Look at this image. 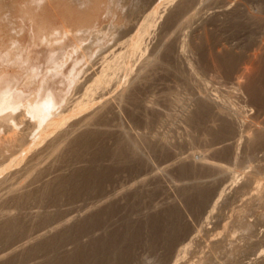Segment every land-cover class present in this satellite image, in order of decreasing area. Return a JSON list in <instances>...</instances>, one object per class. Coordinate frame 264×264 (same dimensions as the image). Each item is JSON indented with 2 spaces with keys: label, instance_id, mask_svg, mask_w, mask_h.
Here are the masks:
<instances>
[{
  "label": "rangeland",
  "instance_id": "1",
  "mask_svg": "<svg viewBox=\"0 0 264 264\" xmlns=\"http://www.w3.org/2000/svg\"><path fill=\"white\" fill-rule=\"evenodd\" d=\"M34 1H36V2H33V5L35 6L32 5L31 6L32 8L31 7L28 8L29 5L27 3V0H0V18H1L0 20H2L0 21L1 23L0 24V32H1L0 33V41H1L0 42V96L3 95L5 98H7V102L5 103L7 107L8 105L9 107L11 106L16 107L18 105H23L24 107L23 106L18 107L20 110H28L29 108H31L29 109L30 111H33V110L35 111V109L36 111L37 109L38 111H43V109L46 111L48 109L50 110V108L53 109L55 107L59 109L62 105L61 103L65 99H67L68 97H72V95L75 94V91L72 90V87H74V84H75L74 82L76 81V78L79 77L80 71L82 70V68H84L87 62L90 61L93 57L94 58L97 57L98 54H100L99 52L102 53L105 49H107V47L109 48V46L111 47L117 41H121L123 39L122 37L124 34L122 32H124V30L129 28V25L131 24V21L133 20L129 18L128 15H130V13L129 11H127V9L130 7L131 2L129 3V0L128 1L127 0H34ZM180 1L177 0V2H180ZM237 2H241V1L237 0ZM206 3L202 4V6L204 5L203 8L205 9L203 11L204 13L208 12L210 9H213L216 6H219L220 4V2H217L216 0H208L206 1ZM142 6L141 8H143ZM172 7L173 5L170 8L168 7V10L164 14L165 15V17H163L164 19L162 18L160 20V23L158 24L159 29L161 26H163L161 30H163L164 38H167V39H163V41L160 42V45H159V39H158L159 37L158 38L156 37L159 35L158 33H161V30H159L158 27L155 29L156 30L155 36L151 43L152 44L151 46L155 45L156 43L158 47L160 46L159 50L165 47H170V46L176 47L175 46L176 43L174 44L172 41L176 42L177 36L175 35V38H172V37H174L173 34H178V33H174V32H177L174 30H177L176 28L179 26H182L183 24V23L177 24L181 22L180 17L183 19L182 16L175 17L176 19L179 18L178 22L176 21V19L173 18V16H171L172 10H173ZM37 9L41 10L40 16H41V19H43L44 21L43 28H45L44 34H40L39 39L37 36L36 27L33 31L34 33H31L33 29L31 28L32 24H36L39 21V19L37 18L38 12H36ZM249 10L251 9L249 8ZM135 14L136 13H134L133 15L135 16ZM134 16H132V13H131L130 17L134 18ZM243 17L244 18L240 16L235 21H230V20L223 21L222 24L221 22L220 23L219 22L210 23L211 26L208 25L207 27L208 29H205V32L203 33L201 32L202 34L209 32L211 41H209L208 44L206 43L205 45H203L204 47L202 46L201 50H205V51H201L202 63L200 61L198 64V67L200 64H202V68L199 67L200 69H203L200 71L202 73L201 75H204L210 79H216L219 82L223 78L221 80V83L222 82L227 83V81H229V78H228L229 76L224 72H226L225 68L227 67L229 68L231 66L228 65L226 67H223L224 68L223 69L221 66L220 67L216 66L217 64L213 66L212 64H210L211 63L210 61L213 60L211 59V57L213 58V55H216V51H218V48L220 46L224 47V45H225L224 48H226L230 52V53L228 52V54L231 57L232 56L236 57V59L232 57L233 60H237L238 59L237 57H239L240 61L243 58L242 61L244 60L249 63V65L247 64L248 67L246 64L241 65V67L242 68L246 67L248 69V71L245 72L246 74L245 76H247L248 80L250 79L249 87L254 89L256 95L258 96V98L256 96L257 99L255 98L254 100L253 98L244 95V97L246 98L247 107H245L243 111L247 112V113L246 112L244 113V116L246 115L245 117V120L247 121L246 124L247 126L250 127L251 125L253 126V124H256L257 122L258 123L264 122L263 120L264 119V115H263V110H264V13L261 16V18L263 19H259L258 21H256L257 24L255 22L253 23L252 21H249L245 15ZM165 21L168 23H166ZM2 24L4 25L2 26ZM220 25H223V26H220ZM178 30H180V27ZM97 32H98V35H95L97 34ZM166 43H168V45ZM169 43L171 44L169 45ZM163 44H165V46ZM221 47L219 48V50L221 49ZM117 48L118 47H116V49ZM162 50H160L161 53H162ZM158 51H157V54L160 53ZM216 70H219V71L217 72ZM210 71L211 72L214 71L215 73H219V74H215L214 72L210 74ZM205 72L207 73L209 72V74ZM214 74L218 77H215ZM219 77L220 78L222 77V78L220 79ZM211 83L212 85L214 84L213 81ZM229 83H231V80L229 81ZM169 86L170 87L172 86L171 87L172 89L175 88L173 83L171 82H169ZM159 89L162 90V87L159 86ZM159 89L158 91L160 92ZM176 90H178V99H175V102L172 107H169L165 102H161V101L159 102L162 104L159 105L160 103L158 102V106L156 107L155 117L153 118L151 117L152 124L150 126L149 125L147 126L150 128V131L146 130L148 128L147 127L145 128V125L142 123V121L139 123L140 127L139 125H137V129H140L142 127V129L140 130L142 131L144 129L142 132L146 130L147 132L146 131L145 132L147 134H150L151 132H152L151 135L161 133V136L162 135L164 137L168 136L170 138H173L176 141H182L180 145L181 148L180 146L178 147L179 149L177 150L178 151L177 154H174V153L168 154L167 152H165L166 154L165 155L164 152L162 151L154 150L153 152L152 150H149V155L154 154L155 156L154 157L151 155L152 158L151 156H149L151 159L150 160L151 162H149L151 163L150 166H148L149 164L147 165V164L139 163V162L129 163L126 161L122 163L117 160L118 161L117 163L119 164L113 167L115 168L114 170L113 168H110V167H107L108 169L105 168L106 165L108 164L103 163L104 165L102 169H104L103 171H106L107 173L106 175L108 176V178H106L107 176L106 177L103 176V174H101L103 177L101 175H98V176L94 175L95 171L89 168L81 169L71 174L73 175L71 180H73L75 177L80 178V181H78L80 185H84V182L92 183L93 180H95V182H93L94 184L92 183V185H95V187L98 188L97 192L99 191L100 192L99 193L94 192V194H92L93 192L90 191L91 193H88V195L91 196L90 198H87L88 195L86 194L87 192H85L83 195L81 194L79 198H76L75 201H71L70 197L73 194L72 189L74 187V184L67 187V189H71L72 187L71 190H65V192L63 191V193L62 191H60L61 193V194L59 193L60 195H58V193L56 192L55 194L50 195V196H47L46 194V195H43L42 197L40 193H38L39 196L38 195L36 196L37 192L33 190L34 192L33 194L35 196H31L30 198H33V197L35 198V199H32V202L34 201L35 204L31 203L29 199L28 200L29 204L26 203L25 205V212H28L30 210L40 211L41 209V211L44 210L43 212L46 211L47 214H49L50 212L51 215L49 214V216H47L46 218L44 217L42 219L38 218L35 221L36 224L33 220L31 223L36 225V227L34 225H31L30 220L28 219H27L28 223L27 221L20 222L18 225V228L15 230V233H13L14 235H12L14 236L13 237L14 239L17 236L16 239L14 240L12 238L13 242L12 240H8V243L12 242L11 244L13 243L19 244L18 238L22 239L21 238L23 237L22 235H24L27 231L30 232L31 230L32 232L34 230L35 232L33 231L32 236L28 234L29 232L26 233L25 235L27 237L24 236L23 238L26 241L27 239L29 240V238H32L37 233V231L45 230L46 229L45 226L46 227L49 226L50 228V226L53 227V226L58 225L59 223L62 222V219L63 220L66 219L64 216L67 217V212L69 210L74 209V208L77 209L76 207H80L81 205L80 209L82 208L83 210L81 213L82 218L81 216L80 218L82 220L78 218V220L74 222L75 224L71 228V230H69L70 229L69 227L68 230L70 232H65V231L63 232V235H66L67 233L68 237H67V240L60 243L61 245H58V246L56 245V248L57 247L59 248L57 251V258H55L54 260H57L58 262L53 260L54 261V262L52 261L53 264L55 263L56 264L57 263L58 264H143V262L144 264H171V262L175 261L176 257H174V255H176L177 250L182 246V244H184V242L186 243V241H189L187 234L191 232V230H193L192 227H196L195 229H197V227L200 225L199 224L200 221H198L195 218L193 219V216L195 217L196 215L195 214L197 212L196 210H198V207L196 206V202H187L184 197L183 198L178 197L179 190L176 189L179 183L181 184L183 183V181L185 182V180L186 182H188L187 180H190L194 173L195 175L199 174L198 171H196L197 173L194 172L195 171L194 168H189V166L187 167L185 163L187 162V159H186L187 157H185V155L188 154V152L190 153L191 151H196V150H201V152L205 150L207 152V150H209L210 148H213L215 144L221 143V141L228 143L227 139L230 138L229 135L227 134L228 137H225L222 139L220 138L219 133L215 134L214 139L208 136L209 131L207 129V126H203V124L204 123L206 124V122H203V123L201 122L202 123L201 132L203 131L201 133V136L199 133L198 134L194 133L192 130L190 132L189 131L190 129L188 130L183 129V126L179 124L178 122L179 120L178 118L176 119L175 115L178 114L181 109L186 107L185 106L187 104L186 98L188 97L187 94H189L190 91L189 90L181 91L180 88L177 89V87H176ZM176 90L173 89V92L176 93ZM96 94L94 96L98 97L101 93L97 92ZM8 95L9 97H7ZM4 97H1V99L3 98L2 99L3 101H5ZM97 97L94 98V100H97L95 101L97 103H99L101 99L106 98V97L101 98L102 94L98 98ZM30 102H32V104H30V107H29L28 103ZM25 103H27L26 104L27 106H25ZM51 104H53L52 107H51ZM42 105L44 107H42ZM241 106H244V104H242ZM170 108H171V111H169ZM177 108L179 110H177ZM259 108L261 109L259 110L260 113H257ZM167 111L172 112L169 116L170 118L167 116L168 115L167 113H169ZM161 113H163L164 115H162ZM155 123L157 125H155ZM22 126L24 127V124ZM21 127H19V129ZM14 132H16V130ZM6 133H8L7 135L12 134L10 132H6ZM194 134L195 136L190 137L191 135H194ZM198 136L201 139H198ZM219 138L221 141L219 140ZM107 142H109L108 137L106 135L105 136L102 135L101 138L98 139L97 142H94V144L88 145L87 148L86 147L82 148L81 154L78 155L77 159L82 161L88 157L87 159L89 161L91 159H93V161L96 159L98 161L100 159L101 161H103L102 158L106 157L104 156V154H106V152L109 154V151H110L109 150L110 148L108 147L109 143ZM261 146L263 147L262 149H264V143L261 144ZM104 150L105 151L107 150V151L105 152ZM184 150L185 151L187 150L186 151L187 153ZM100 154L103 155V157L102 156L99 157ZM178 154H183L184 157L178 156ZM26 155L28 156V154ZM110 155L111 154L107 155L109 157H106V159L112 158L110 157ZM97 156L98 158H96ZM243 157H246V155H243ZM243 157L240 158L242 160V161L241 160L239 161L240 163L239 162L236 163V165L239 164L237 166L233 164L232 162H229L230 160L227 158H226L227 159L226 161H224L225 159H222L223 161L221 160L222 162L221 165L223 164V162L224 164H228V166L231 165L230 163H232V165H235L236 168L234 166L232 167L234 168V173L237 170L236 171L237 176L235 179L236 182L234 181L233 183L234 185L232 184L231 189L227 191V194H226L227 197L226 196L223 197L221 201L217 204L216 210L214 211V215L209 220V222L204 223L205 225H207L205 227V231H201L200 233L201 235H199V233L195 235L196 237L195 239L197 238L199 239L194 240V242L191 243L192 248L191 249L189 248L190 249L189 253L191 252L193 254H190V255L186 254L183 257V259L182 258L180 259L179 264H197L200 261V259H201V262L206 263V264L207 263L208 264H218V263L221 264L225 261L226 262L223 264H231V261H230L231 258L228 259L229 254L227 252L226 253L224 252V251H228L229 248L232 249L233 247L238 246V245L240 247H243L245 245L250 244L249 247L252 250L256 251V249H259L260 247L261 248L264 247V229H263L264 227H262L264 226V196H263L264 194H262L260 191L261 185L264 183V164H263L264 160L261 164L257 165V163L255 162L253 163V160L252 162L244 161ZM40 159L43 161V163L45 164L48 163L46 166H48L49 168L44 166L43 163H40L41 161ZM106 159L104 158V160ZM181 159L185 160V162L182 161ZM44 160L45 161L47 160V162H44ZM66 160L62 164H57V165L53 164L54 166H52L51 164L53 163V157H47L45 154H42L39 158H37V161H34L32 164L34 163L36 164L40 163L41 165L43 164V167L41 168H45V167L46 168L45 170L42 169L41 172L43 171L44 174L46 173L44 178H46L47 176V179L49 180L48 177H50V179L53 178L54 176L58 174L57 172L59 173L68 172V171H65L66 170L65 166H67L68 162H71V161L68 160L67 162ZM204 162L205 164L203 168L201 166V170L199 171L201 173L202 172L204 173L202 174L200 173L199 175L201 177H205L208 175L207 176L208 180L206 181H211V180L214 181L212 182L213 184L212 183L210 184L212 186H209V188L211 187L210 190L214 191L215 190L214 188L216 187L215 184H218V181L217 180L215 181V178L217 179L216 177L217 173L219 171L220 172L222 171L221 173L224 174L226 170L228 169L227 168L228 166L225 165L227 166L226 168L222 169L220 167V169H218L219 165H215V163L213 164L212 162L209 163L207 162V160L205 161L203 160V163ZM56 163L57 162H55V164ZM126 163H129V164L127 165ZM83 164L84 163H80L81 166H83ZM70 165L72 164H69L68 166ZM181 165H183L184 168L181 167ZM208 165L211 166L210 169L208 168L210 167ZM223 165L222 167H224ZM77 166H79V164H77ZM21 167H18V169ZM146 167L148 168L146 169ZM185 167L187 168L186 170H185ZM232 167L230 166L231 171H232ZM41 168L37 167L36 169H29L27 170L28 173H22L18 175L17 177L20 176L21 178H23L22 176L23 174L24 176L27 175L26 177L22 179L24 181L26 179L25 181L26 183L23 181L21 182V185L25 183L27 185V190L30 184L32 186L36 185L34 186V188L30 186L31 188L29 189V191H32L31 189H35V187H39L37 183L40 184V181H42V179L44 180L42 176L44 174L42 172V174L40 173L37 176V177H40L41 175L42 179L40 177L39 178L40 180H38V178H35L36 177L35 174L37 173L38 169L40 170ZM47 168L49 171L47 170ZM50 168H52L53 170L54 168H58V170L55 169V171L53 172V170H51ZM102 169L101 171H98V172L103 173ZM109 170L110 172L111 171L112 172L110 173ZM223 171L225 172L223 173ZM6 172L8 171H5L4 175L7 174ZM33 172L35 176L33 177L32 175V177L35 178V180H33V178H31L30 176V173L33 174ZM52 172L56 175L52 174ZM205 172L206 173L209 172V173L206 174ZM47 174H51L52 177ZM66 174H69V173H66ZM110 174H112L113 176H111ZM4 175L2 173V175H0V178H2ZM28 176H30L29 178H31L33 181L37 180V182L36 183L34 182L35 184L33 185V181H30V179H27ZM17 177H14V178L10 177L9 181L12 178L16 180L17 182L19 179H21L20 177L19 178ZM81 177L83 179H81ZM77 178H75V180ZM67 180L69 181L70 178H68ZM171 180H173L172 182L174 185L177 183V185H175L176 186L175 191L176 192L178 191L177 193L174 192V186ZM230 181L233 182V179ZM16 182L15 181L13 182V184L15 183L14 187L16 185L18 186L20 180L18 181V184ZM27 182L29 183V185L27 184ZM8 183L9 182L7 181L6 182L7 186L9 185ZM87 184L89 183H86L85 186ZM2 185L4 186L5 183ZM2 185H0L1 187L0 191L3 189L2 190L3 194L0 193L2 194L0 196H5L4 194L7 192L6 191L7 188L5 189L6 185L4 186V188ZM169 188H170V192H169ZM257 188H258V191H257ZM68 191L69 192L72 191L71 192L72 194L67 195L69 194ZM218 191L219 189H216L214 195H216ZM111 193L112 194L114 193L113 196H111L112 195ZM56 194L58 196H56ZM62 194H63V197L64 195H66L65 197L67 199L61 197ZM53 196H55V198H53ZM257 196H259V199L261 197V200L256 198L261 202H257L258 200L254 202L252 201L254 200L252 197H257ZM36 197H39V198H36ZM59 197H61V199ZM81 197H84V200ZM111 197H114V198H111ZM107 198H109V200L105 202L104 204L102 203L101 207L93 209L94 205L99 204V202L100 203L104 202L105 200H107ZM176 198L177 199L181 198V200L179 199L180 200L179 201ZM173 199H175V201ZM38 200H40L39 202H41L40 203L41 208L39 207V203H37ZM97 200H98V203L96 202L97 203L96 204L95 201ZM84 203H85V206L87 207L83 206ZM182 203L183 205H180ZM184 203H186V205ZM10 204L7 203L5 206L4 205L3 206L6 208L11 207L9 206ZM167 204H170V205L167 206ZM35 205L38 206V209ZM90 206H92L93 208ZM188 206L190 207L187 208ZM29 207L31 208L30 210L28 209ZM177 208H182V210L184 209L182 212L184 211L186 212H184L183 215H181L182 212L180 211L181 212L180 215H175L176 214L175 209ZM96 209L98 210L96 211ZM64 212H66V214ZM60 216L63 218H61ZM56 219H57V223H56ZM51 220L55 223H53ZM24 223H27L29 226H27ZM21 224L23 225V229L21 228L22 226ZM260 231H262L263 233L262 232L260 233ZM3 232L0 233V236H2L3 234L6 236V234H8V231L7 233L6 231H3ZM16 232L18 235H16ZM28 236H31V237H28ZM0 239H1L0 251H2L3 248L5 250L7 245H8L7 248L12 246L10 243L8 244L7 242H3L1 237ZM23 239L20 241L26 242ZM230 241H231V244H230ZM233 242L234 243L236 242V243L234 244ZM214 243L215 244L217 243V247L220 248L221 246L222 249L215 247L216 249L214 250L213 248ZM1 245L4 247H2ZM119 245L121 247H119ZM229 245H231L232 247ZM223 246L226 248L225 250ZM114 248L118 250V252H121L119 253L120 254L119 257H116L118 256L117 255L118 253L117 254L115 253L116 256L114 255V257L112 258L111 255L116 251ZM121 248L123 249L122 251H121ZM63 249L64 251H62ZM47 250H45L44 254H38V256L33 255L36 258L35 260L33 256H25L26 258H24L25 260L24 261L23 258H21L23 257L21 255L19 256L20 258L19 257L17 258L19 259V261L21 260L20 261L21 263L19 261H15V264L16 262H18L17 264H22V262L25 264H29V263L35 264L34 261H36V263H39V260L45 259L47 257V254H46ZM209 251L212 254L207 257L206 254ZM44 255H46L45 258H44ZM224 255L226 258L224 257ZM206 257L208 258V261L205 262L204 260L207 259ZM230 257H231V254H230ZM28 258L31 260H28ZM171 258H173L174 260L172 259L173 260L172 261ZM28 261L29 263H27ZM262 262H264V260ZM262 262L261 263L259 262V264H264Z\"/></svg>",
  "mask_w": 264,
  "mask_h": 264
},
{
  "label": "bare ground",
  "instance_id": "2",
  "mask_svg": "<svg viewBox=\"0 0 264 264\" xmlns=\"http://www.w3.org/2000/svg\"><path fill=\"white\" fill-rule=\"evenodd\" d=\"M206 1H208V0H181L180 2H177V0H163V1L162 0H131V1L129 0V3L131 2V4H130V7L127 9V11H129V13H130V15H128L129 18L131 20L132 19L133 20L132 21L130 20L131 24L129 23L130 24L129 28L127 27L128 29H126V30H124V32H122L124 34L122 37L123 39L121 41H117L113 46H111V47L109 46V48L107 47V49H105L102 53L99 52L100 54H98L97 57H95V58L91 57L92 59L90 61H88L89 63L87 62V64L84 66V68H82V70L80 71L79 77H77V78L75 77L76 81L74 82L75 83L74 87H72V90L75 91V94H73L72 97H68L67 99H65L61 103L62 104L61 107L58 106V107H60L59 109L55 107L53 109L50 108V110L48 109L46 111L44 109H43V111H38V109H37V111H36V109L34 111L33 110L34 108L32 109L33 111L29 110L31 108H29L28 110H20L18 107L23 106V105H18L16 107L13 105L14 107H12V106L9 107V105L7 104L8 105V107H7L5 105V103L7 102V98H5L3 95L0 96V101L3 99V98L1 99V97H4V99H5V101L2 100L0 102V175H2V173L4 175V172L8 171V172H6L7 174H5L2 178H0V185L5 183V185L7 186L6 182L7 181L9 182L8 183L9 185L7 187L4 185L5 189L7 188V190H6L7 192L6 191H5L6 193L4 192L5 196H0V233L3 231H6V233H7V231H8V234H6V236L4 234H3L4 236L2 235L3 237L0 236L2 238L3 242L8 243V240H12V242H13L14 236H12V235H14L13 233H15V230L18 228V225L20 222H26L28 219V220H30V223H31L33 220L35 222L38 218L42 219L44 217L46 218L47 216H49V214L51 215L50 212H49V214H47L46 211L43 212L44 210L41 211V209H40V211H36L35 209H34L35 211H32V210H30L31 206L28 208L30 211L27 210L28 212H25V205H26V203H28V200L30 199V202L34 203V201L32 202V199H35V198L34 197L30 198L31 196H35L33 194L34 193L33 190L35 192H37L36 196L37 195L39 196L38 193H40V195H42V197H43V195H46V194H47V196H50V195L55 194L56 192L58 193V195H60L61 194L60 191H62V193H63V191L65 192V190H71L72 187H71V189H67V187L74 184V187L72 189L73 192L71 191L73 194L68 191L69 194H67V195L72 194L71 197L69 196L70 200L75 201V199L79 198V196L81 194L83 195L85 192H87L86 193L87 195H88V193H91V192H93L92 194H94V192H97V189H98L97 187H95V185H92V183L95 182V180H93L92 183L84 182V185H80L78 183V181H80L79 177H78L79 180L77 177H75V178H77L76 180H75V178L73 180H71V178L73 176L71 174H73L76 171L89 168V169L95 171L94 175L98 176V175L103 174V176L106 177L107 173H106V171H103L104 169H102V167L104 165L103 163L108 164V165H106V167L104 166L105 168L115 167L117 164H119V163H117L118 161L122 162V163H124L126 161L129 163L139 162V163H144L147 165L149 164L148 166H150L151 163H149V162H151L150 161L151 159L149 156H151L152 154L149 155V150H152L153 152H154V150L162 151V152H164V154H165V152H167L168 154H171V153L177 154V152H178L177 150L179 149L178 147L181 145L182 141H176L173 138H170L168 136L167 137L166 136L164 137L163 135L161 136V133L155 134V135H151L152 132L150 134L146 133L148 130L150 131V128L147 126L148 125L150 126L152 124L151 123L152 122L151 117L152 118L155 117L156 107L158 106V102L159 101L165 102L169 107H172L174 102H175V99H178V90H176V87H177V89L180 88L181 91L182 90H184V91L189 90L190 91V93L187 94L188 97L186 98V101H187V104L185 105L186 107L181 109L178 114H176L177 111L175 112L176 119L178 118V120H179L178 122L181 126H183V129H187V130L190 129L189 130L190 132L192 130L194 133H197V134L199 133L201 136V133L203 132V131L201 132V125L203 122H206V124L204 123L203 126H207V129L209 131L208 136H210L214 139L215 134L219 133V136L222 139L225 137H228L227 134L230 137L229 139H227L228 143L221 141L219 138L221 143L216 142L217 144H215L218 147H216L215 145L213 147V145H212L213 148H210L209 150H207V152L205 150H204L205 152L203 150H202L203 152H201V150H196V151H191L190 153L188 152V154H186L187 150L186 151L184 150L186 152L185 157H187L186 158L187 162H185V160H182V159L181 160L186 163L187 167L189 166V168H194V170H195L194 172L198 171V173L200 174L201 172H199V171L201 170V166L203 168V166L205 164V162L203 163V160L204 161L207 160V162H209V163L212 162L213 164L215 163V165H219L218 169H220V167L222 169H224L228 166V164H224V162H223L224 165L223 164L222 165L224 167H222V165H221L222 159H225L224 161L229 159L230 160L229 162H232L233 164L236 165V163H238L241 160L240 158L243 157V155H246V157H243L244 161H247V162L251 161L252 162V160H253V163L255 162V163H257V165H259L263 162V160H264V149H262L263 147L261 146V144L264 143V122H261V123L257 122L258 124L257 123L253 124V126L251 125L250 127L247 126V124H246L247 121L245 120L246 115L244 116V113L246 111L245 112L243 111V109H245V107H247L246 106V98L244 97V95L251 97L254 100L257 96L255 93V90L252 89L251 87H249V80L250 79L248 80L247 76H245L246 75L245 72L248 71V69L246 67L245 68L241 67V65H243V64L249 65V63L247 61H244V60L242 61V59H243L242 57H241L242 59L240 58L241 61L239 60V57H237L238 58L237 60H233L232 59L233 56L231 57L228 54L229 50L224 48L225 45H224V47L220 46L221 47L220 50H219L220 47L218 48V51H216V55H213V58L211 57V59H213V60L210 61L211 62L210 64H212V66L217 64L216 66H219V67L221 66L222 68L230 65L231 67L225 68L226 72H224V73H226L229 76L228 78H229V81L231 80V83H229V81H227V83H223V82L221 83V80L223 79L222 77H221L222 79L219 77L221 79V80L219 79L220 80V82H219L216 79H210L204 75H201L202 73L200 71L203 69H200V68H202V64H200L201 66L199 65L200 68L198 67V64L201 61V51H205V50H201L202 46L205 45L206 43L208 44L209 41H211L210 40L211 37H210L209 32L202 34L203 32H205V29H208L207 27H208V25H210V23H216V22L220 23L221 22V24H222L223 21H228V20L235 21L240 16L242 18H244L243 17L244 15L248 18L249 21L256 23V21H258L259 19H263V18H261V16L264 13V0H238L241 2H237V0H232V1L231 0H216L217 2H220L219 6H216L213 9H210L208 12L204 13L203 11L205 9L203 8L204 5L202 6V4L203 3L205 4ZM33 2H36V1L27 0V3L29 5L28 8L33 5ZM176 2H177V4H176ZM172 5H173V7H172L173 10H172L171 16H173L174 19H176L175 17H177V16H179V17L182 16L183 19L180 17L181 22H179L177 24H180V23H183V24H182V26L178 25L180 27V30H178L179 27H177V26H176L177 30L173 29L174 31H177L174 33H178V34H173L174 37L171 36L172 38H175V35L177 36V41L176 42L172 41L174 44L176 43V45H175L176 47L170 46V47L162 48L164 50L160 49V50H162V53H161L159 50L160 46L158 47V45L156 43H155V45L151 46L152 45L151 43H152L154 36H155V31H156L155 29L157 27L159 29L158 24L160 23V20L163 17H165V15H164L165 12L168 10V7L170 8ZM33 6H35V5H33ZM141 6L143 8H141ZM174 6H175V8H174ZM249 8L251 10H249ZM131 13H132V16H134L133 14L136 13L134 18L130 17ZM127 14H128V12H127ZM178 19H176L177 22L179 21ZM0 21H2V20H0ZM166 21H167V19H166ZM166 23H168V22H166ZM217 24H216V26H217ZM3 25L4 24H2V26ZM220 26H223V25H220ZM220 26H218V27H220ZM162 27L163 26H161L159 30H161ZM211 31H212V29H211ZM158 34L159 35L158 36L156 35L157 36L156 38L159 37L158 39H159V45H160V42H162L163 39H167V38H164L163 30H161V33H158ZM95 35H98V32ZM2 40H3V38H2ZM168 42H170V41H168ZM166 44L168 45V43H166ZM170 44L171 43H169V45ZM163 45L165 46V44H163ZM116 47H118V48L116 49ZM157 51L160 53L157 54ZM233 58L236 59V57H233ZM201 63H202V61H201ZM248 65H247V67H248ZM210 69H212V68H210ZM216 71L218 72L219 70H216ZM213 72L214 71H212V72L210 71V74ZM205 73H207V72H205ZM207 74H209V72ZM215 74H219V73H215ZM215 77H218V76L215 75ZM213 78H214V76H213ZM212 81L214 82L213 85L211 83ZM169 82L173 83V85L175 87L173 89L176 90V93L173 92V89L171 88L172 86L171 87L169 86ZM170 85H172V84H170ZM159 86L162 87V90L159 89ZM158 89L160 90V92L158 91ZM180 90H179V92H180ZM97 92H100L102 94L101 98L106 97L105 99L100 98L101 101H99V103L95 102L97 100H94V98L97 97V96L96 97L94 96ZM156 92H158V93H156ZM1 94H3V93H1ZM101 94L100 95L98 94V95L101 96ZM7 97H9V95ZM257 98H258V96H257ZM8 100H9V98H8ZM26 104L27 103H25V106H27ZM28 104L30 107V104H32V102H30ZM161 104L162 103H160L159 105H161ZM242 104H244V106H241ZM52 105L53 104H51V107H52ZM42 107H44V106L42 105ZM42 107H41V109H42ZM177 110H179V109L177 108ZM259 110H261V109L259 108L257 113H260ZM169 111H171V108L169 109ZM169 111H167V112H169ZM163 113H161V114L164 115L165 113L164 114ZM171 113L172 112H169V113H167L168 115L167 114L166 115L169 117ZM263 115H264V110H263ZM164 118H166V117H164ZM154 120H155V118H154ZM141 121L145 125V128L146 127L148 128V129H146L147 131L145 130L146 132L145 131L142 132L144 129L142 131L140 130V129H142V127L140 129H137V125H139V123ZM158 121H160V120H158ZM23 124H24V127L22 126ZM155 125H157V124L155 123ZM19 127H21L22 129L21 128L19 129ZM139 127H140V125H139ZM15 130H16V132H14ZM6 132H10L12 134L7 135L8 133H6ZM190 132H189V134H190ZM102 135L103 136L106 135L108 137L109 142H107V143H109L108 147L110 149L108 147L107 148L110 150L109 151V154H111L110 157H112L114 159H112V158L106 159V157H109V156H107V155H109L106 152L108 150L107 149L106 151L104 150L106 152V154H104V156H106V157H104L106 160H104V158H102L103 155H101V154L99 155V157L102 156L101 158L103 161H101V159L98 161L96 159V158H98V156L96 158L94 157L96 159L94 161H93V159H91L90 160L91 162L87 159L88 157L86 158L87 160L85 158H84L85 160H82V161L78 160L77 158H78V155L81 154L82 148H85V147L87 148L88 145L94 144V142H97L98 139H100ZM192 136H195V134L191 135L190 137H192ZM193 139H194V137H193ZM198 139H201V138L198 136ZM179 140H181V139H179ZM189 143H190V141H189ZM182 145H184V144H182ZM101 146H102V144H101ZM260 146H261V148H260ZM180 148H181V146H180ZM101 151H103V150H101ZM26 154H28V156ZM42 154H45L47 157H53V163H52V161H51L52 164L49 163L52 166L57 165V164H62L66 159H67L66 160L67 162H68V160H70L71 162H68V164L66 163L67 166H65L66 167L65 171H68V172L62 173L60 171L61 173L57 172L58 174L56 175L53 172L55 171V169L58 170V168H54V170L52 168H50L51 170H53L52 174H54L56 176L53 175L54 177L51 179H50V177H48L49 178V180H48L47 176H46V178H44L46 173L44 174V172L42 171L44 174L42 176H43L44 180L45 179L46 180L44 181L40 175V177L42 179V181H40L41 185L37 183V185H39V187H35V189L37 188L36 190L31 189L32 191H29V189L31 187L34 188V186H36L34 184L37 182V180L36 181H33V180H35V178H38V180H40L39 179L40 177H37V176L40 173L42 174V172H41L42 169L45 170V168L48 167V166H46L48 163L47 164L43 163V161L41 159L40 160L42 162L40 161V163H43L44 166H46L45 168H41V167H43V164L41 165L40 163H39L40 165L36 164V163L32 164L34 161H37V158H39ZM152 156H154V154ZM152 156H151V158H152ZM178 156H183V154H178ZM47 160L46 161L44 160V162H47ZM55 162H57V163L55 164ZM80 163H84L83 166H81ZM129 163H126V164L128 165ZM232 163H230L231 164L230 166L235 167V165H232ZM69 164H72V165L68 166ZM77 164H79V166H81V167L77 166ZM244 164H246V163H244ZM21 165H22V167H21ZM51 165H49V166H51ZM225 165H227V166H225ZM237 165H239V164H237ZM36 166L38 168H41V169L40 170L38 169L37 173L35 174L36 175L35 178H33L35 176L34 172H33V174L30 173V176H31V178H33V180L31 178H29L30 176L27 177V179H30V181H33V185H34V186H32L30 184L31 187L29 186L28 190H27V185L25 184L26 179H25V181L22 180L24 177L27 176L26 174H25L26 176H24V174L22 175L23 178H21L19 176L21 178V179H19L20 185L18 184L19 180L16 182V180L11 178V180L9 181L10 177L14 178V177H17L18 175H20L22 173H28L27 170L36 169L37 168ZM145 166H143V167H145ZM208 166H210V165H208ZM230 166L227 167L228 169L226 170V172L223 171V173L225 172L224 174L221 173L222 171L221 172L219 171L217 173V176H216L217 179L215 178V181L217 180L218 184H215L216 187L214 188L215 189L214 191L210 190L211 187L209 188V186H212L210 184L214 181H212V180L206 181V180H208V178H207L208 175L205 177H201L199 174L195 175V173L193 172L194 174L190 180H187L188 182H186V180H185V182H186L185 183L182 180L183 183H181V184L179 183L180 185L178 184L177 187L175 186V185H177V183L174 185L172 182L173 180H171V182L174 186V192L175 193L178 192V191L177 192L175 191V187H176V189L179 190V195L176 194V195H178V197H181V198L184 197L187 202H196V206L198 207V210H196L197 212L194 211V212H196L195 217L193 215L192 216H193V219L195 218L198 221H200L199 222L200 225L197 227V229H195L196 227H192L193 230H191V232H189L187 234L189 241L184 240V241H186V243L184 242V244H182V246L177 250L176 255H174V257H176L175 261H173L174 257L171 258V260L173 259L172 260L173 262H171V264H179L180 259L181 258L183 259V257L186 254L187 255L193 254L191 252L189 253V250L192 248L191 243L194 242V240L199 239V238L195 239L196 238L195 235L198 233H199V235H201L200 234L201 231H205V227L207 225H205L204 223L209 222V220L212 218V216L214 215V211L216 210L217 204L221 201V199L223 197L226 196L227 191L231 189L232 184L234 183V181L236 179V176H237L236 171L237 170L235 169L236 171L234 173V168L232 167V171H231ZM15 167H17V168H15ZM18 167H21V168L18 169ZM181 167H183V165H181ZM48 168H47V170H48ZM147 168L148 167H146V169ZM208 168L210 169L211 166ZM101 169H102L103 173L98 172V171H101ZM113 169L115 170V168H113ZM186 169L187 168L185 167V170ZM109 172H110V170H109ZM47 173H49V172H47ZM66 173H69V174H66ZM202 173H204V172H202ZM207 173H209V172H207ZM233 174H234V176H233ZM32 175H33V177H32ZM47 175L51 176V174H47ZM110 175L113 176L112 174H110ZM19 177H17V178H19ZM68 178H70L69 181L67 180ZM106 178H108V176ZM81 179H83V178L81 177ZM84 179H85V177H84ZM232 179H233V182L230 181ZM12 180H14L18 184V186L16 185L14 187L15 183L13 184L14 181H12ZM87 180H89V179H87ZM23 181L25 182L24 183L25 185L24 184L21 185V182H23ZM89 181H91V180H89ZM28 182H27V184L29 185ZM81 183H83V182H81ZM86 183H89V184H87L85 186ZM172 184H171V186H172ZM215 185H213V186H215ZM4 186H3V188H4ZM216 189H219V191H218V193H216V195H214ZM2 190L0 191V193L3 194ZM257 191H258V188H257ZM260 191L262 194H264V183L261 185ZM99 192H97V193H99ZM169 192H170V188H169ZM2 194H0V195H2ZM113 194L111 196H113ZM58 195L56 194V196H58ZM65 196L66 195H64V197H63V194L61 195V197H63V198H66ZM251 196H253V195H251ZM61 197H59V198L61 199ZM90 197L91 196H89V195L87 196V198H90ZM261 197H260V199H259V196L252 197L254 199L252 201L254 202L258 199L261 200ZM36 198H39V197H36ZM53 198H55V196H53ZM81 198H83V200H84V197H81ZM111 198H114V197H111ZM181 198H179V199L181 200ZM256 198H258V199H256ZM179 199H177V200H179ZM98 200L95 201V203L96 202L98 203ZM108 200H109V198H107V200H105L104 202H101V203L99 202V204L96 203L97 205H94V208L92 206H90V207H92L93 209L99 208L102 206V203L104 204ZM173 200L175 201V199H173ZM250 200H251V198H250ZM259 200L257 202H261ZM39 201L40 200H38L37 203H39V207L41 208V204H40L41 202H39ZM86 201H88V200H86ZM183 201H184V199H183ZM66 202H68V201H66ZM111 202H112V200H111ZM7 203L8 204L12 203L13 205L10 204L9 206H11V207L6 208L4 206ZM109 203H110V201H109ZM109 203H107V204H109ZM172 203H173V201H172ZM48 204H50V203H48ZM184 204L186 205V203H184ZM90 205H91V203H90ZM168 205H170V204H167V206ZM180 205H183V203ZM83 206H85V203ZM26 207H28V206H26ZM36 207L38 209V206H36ZM43 207H45V206H43ZM80 207H81V205H80ZM80 207H76L77 209L74 208L75 210L74 209H71V210L67 209V210H69L67 212V217L62 215L66 218L65 220L62 219L61 223H59L58 225L53 226V227L50 226V228L47 225L48 227L45 226V228H46L45 230L38 229L40 231H37V233L32 238H29V240L27 238H25V239H27V241L24 240L23 238H24V236H26L25 234L28 233L29 231H27L24 235H22L23 237L19 236L26 242H21L20 240H22V239H19V238H18L19 244L15 242L18 245L14 244V243H13L14 244L13 245V244H11L12 242H9L12 246L9 245L10 247L7 248V246H8L7 245L5 250H4V248L3 249L1 248L2 251H0V264H15V261H19V259H17V258L21 255L23 256L21 258H23V260H24V258H26L25 256H33V255L38 256V254H44L45 250H47V249H48L46 252L47 257L45 258L46 255H44L45 259L39 260V263H36V261H34V262H35V264H51L52 261L55 258H57V251H58L59 247L56 248V245L57 246L61 245L60 244L61 242H64L65 240H67V237H68L67 233H66V235H63V232L64 231L70 232L69 230H71V228L74 226V224H75L74 222L76 220H78V218L79 219L82 218L81 213H82L83 209L82 208L80 209ZM85 207H87V206H85ZM189 207L190 206H188L187 208H189ZM153 208H155V207H153ZM97 210L98 209H96V211ZM175 210H176L175 215H180L184 209L182 210V208H177ZM184 212H186V211H184ZM184 212H182L181 215H183ZM64 213L66 214V212H64ZM188 214H190V213H188ZM185 215H186V213H185ZM80 216H81V218H80ZM186 217H188V216H186ZM61 218H63V217H61ZM194 222H193V224H194ZM27 223H28V221H27ZM27 223H24V224L29 226ZM38 223H40V222H38ZM53 223H55V222H53ZM56 223H57V219H56ZM35 224H36V222H35ZM196 224H198V223H196ZM203 224H204V226H203ZM258 224H260V223H258ZM31 225H34V224L31 223ZM208 225H209V223H208ZM250 225H251V223H250ZM20 226H19V228H20ZM34 226L36 227V225H34ZM69 227H70V229H69ZM262 227H264V226H262ZM21 228L23 229V225L21 226ZM60 230H61V232H60ZM33 231L31 232V230H30L31 233L29 232L28 234H30L32 236ZM262 231H260V233ZM17 232H18V230H17ZM17 232H16V235H18ZM48 233H49V235H48ZM52 235H53V237H52ZM31 236H28V237H31ZM16 237H15V239H16ZM197 237H199V236H197ZM87 240H88V238H87ZM0 242H1V239H0ZM230 244H231V241H230ZM123 245H124V243H123ZM229 246H231V245H229ZM249 246H250V244L245 245L243 247H240L238 245V246L233 247L232 249L229 248L230 251L228 249V251H224V252L225 253L227 252L229 254L228 259L231 258L230 259L231 264H259V262L261 263L264 260V247L263 248L260 247L259 249H256V251H255V250H252ZM2 247H4V246H2ZM119 247H121V246L119 245ZM215 247L219 248V247H217V243L213 244L214 250L216 249ZM220 248L222 249L221 246H220ZM223 248H224V250L226 249L224 246H223ZM122 250L123 249L121 248V251ZM49 251H50V253H49ZM62 251H64V249ZM70 253H72V252H70ZM115 253L116 254L118 253L117 254L118 256H116ZM119 253H121V252H118V250H116L111 255L112 258L114 257V255L116 257H119V255H120ZM211 254L212 253L209 251L206 254V256L208 257ZM230 254H231V257H230ZM220 257H221V255H220ZM224 257H225V255H224ZM200 258H201V256H200ZM210 258H209V260H210ZM222 258H221V260H222ZM15 259H17V260H15ZM35 259L36 258L34 257V260ZM28 260H31V259L28 258ZM54 261L58 262L57 260H54ZM204 261L205 262L208 261V258ZM216 261H218V260H216ZM230 261H229V263H230ZM225 262H223V263H225ZM17 263L18 262H16V264ZM27 263H29V261ZM141 263H142V261H141ZM223 263H221V264H223ZM262 263H264V262H262ZM22 264H25V263L22 262ZM143 264H144V262H143ZM197 264H206V263L201 262V259H200V261Z\"/></svg>",
  "mask_w": 264,
  "mask_h": 264
},
{
  "label": "crops",
  "instance_id": "3",
  "mask_svg": "<svg viewBox=\"0 0 264 264\" xmlns=\"http://www.w3.org/2000/svg\"><path fill=\"white\" fill-rule=\"evenodd\" d=\"M36 12H38V14H37V18L39 19V21L36 23V24H32V27L31 28H33L32 29V31H31V33H34L33 31H34V29H35V27L37 28L36 29V32H37V36H38V39H39V37H40V34H44V29L45 28H43L44 26V21H43V19H41V16H40V12H41V10L39 9H37V11ZM40 16V17H39ZM44 17H45V15H44ZM33 36V35H32Z\"/></svg>",
  "mask_w": 264,
  "mask_h": 264
}]
</instances>
